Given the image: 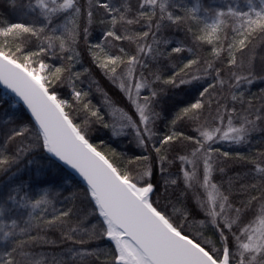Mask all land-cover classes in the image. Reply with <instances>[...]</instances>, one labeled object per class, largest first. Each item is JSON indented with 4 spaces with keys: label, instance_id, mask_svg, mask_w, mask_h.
Returning <instances> with one entry per match:
<instances>
[{
    "label": "snow or ice",
    "instance_id": "obj_1",
    "mask_svg": "<svg viewBox=\"0 0 264 264\" xmlns=\"http://www.w3.org/2000/svg\"><path fill=\"white\" fill-rule=\"evenodd\" d=\"M10 2L13 7H17L16 0ZM251 2L249 0L250 5ZM19 7L31 11L39 9V16L43 20L34 19L31 23L0 21V83L11 89L27 105L32 120L17 123L9 117L3 127H0V170H7L33 150L46 151L51 157L70 165L86 181L87 188L83 196L88 206L80 210V216L73 223L75 205L59 210L53 208L51 218H47L45 213L53 203L48 192H44L37 199L29 198L26 193L18 199L9 192L0 201V241H8L12 246L10 250L0 253V264H49L46 258H37L31 251L36 244L56 243L47 236L32 235L34 229L39 230L42 227L58 228L61 230L62 241H71L72 244L80 246L78 249L67 250V261H72L73 264L77 261L85 264L89 258L100 261L103 251L89 250L86 245L101 237H107L114 242V249L108 251L103 264H264V152L254 157L239 153L232 157L229 152L221 153L218 148L212 147L217 139L234 143L246 141L249 133L257 129V122L264 121V115L257 114L264 112V108L254 112L245 109L246 114L240 117L237 125L233 116L228 114L225 117L218 106L215 119L220 125H224L226 119V126L208 127L200 124L196 129L198 137L173 132L160 138L159 146L152 145L156 159L161 164L160 171L164 172L163 165L171 164L172 161L162 150L174 141L186 140L192 143L193 159L189 160L187 156L178 157L179 160L193 165L191 171L185 170L182 173L186 187L180 196L183 197L187 191H194L196 188L204 190V198L196 193L194 199L197 201L196 207L205 213L206 219L195 223H210L216 234L215 240L205 236L203 232L193 234L185 231V225L193 219L187 207L174 206L172 213H167L159 207L158 199H152L156 194V185L150 180L154 176L150 156H137L127 161L129 165L138 166L133 170V175L128 168L119 167L115 160H110L105 152L98 150V146L90 143L85 127L90 121L99 122L105 128H111L115 136L130 129L137 145L146 149L156 136L153 127L161 116L156 111L155 104L163 90L154 89L153 83L161 81L178 89L182 85L200 80L202 77L197 73L201 72L204 75L215 72L219 85L227 86L231 101L243 104L244 93L235 90L242 83L252 84L254 79H264V75H258V72L264 73V66L257 69L254 55L249 56L247 64L243 62L242 55L238 60V54L249 50L255 37H264V0H260L259 10L251 8L254 18L249 13L228 10L229 14L245 17L246 20L239 29H234L236 35L226 46V37L221 36L225 13L218 12L212 24L206 25L199 34H195L197 41L212 45L210 56L213 59L202 61L194 52L195 58L189 59L166 78L161 76L159 69L149 70L141 54L159 60L185 51L181 46L172 47L170 52L158 47L157 45L168 44L169 41L159 39L157 34L167 26L165 22L181 25L195 20L194 13L198 6L185 15L170 11L174 5L168 0H136L135 5L124 0L120 7H114L108 0H88L86 6L82 0H28ZM61 16L64 23H56ZM94 23L106 27L105 42L103 45L97 43L90 46L88 51L100 68L109 75L112 83L117 84L127 95L135 109L132 115L117 107L116 102L98 84L96 90L104 96V107L109 110L107 113L92 106L90 101L83 103L89 93L75 88L73 81L79 80L82 74L89 71L87 68L83 73L72 70L79 56L75 48L76 42L81 33L87 37L89 28ZM134 25H142L146 30L135 32L131 27ZM58 28L61 30L59 34ZM33 39L38 42L37 50L28 51L27 46ZM113 41L135 44L134 54L126 52L122 47L119 49L120 55L110 54L108 46ZM57 48L65 54L63 59L67 64L53 67L43 57L50 52L55 55ZM224 51L227 52L229 66L227 79L222 78V68L214 63ZM138 68L148 71L149 76L154 79H149L143 72L138 76L134 75ZM234 68L243 69L244 74L232 71ZM57 81H66L73 89L74 100L82 103V109L87 114L83 125L74 122L70 113L65 110L66 107H71L69 102L60 99L51 88V84ZM216 87L215 83L208 84L199 92L200 98L181 108L171 123L176 124L177 121L185 119L199 121L206 107L204 98L209 97L207 104L210 105L213 102L210 98L211 91ZM141 89L151 91L149 95L141 97ZM3 103L0 100V105ZM224 111H228L227 107ZM236 111L235 107L231 108L232 113ZM105 115L113 117L111 123L105 122ZM137 116L138 119L134 118ZM252 116L254 118H250ZM29 137L32 142L25 143ZM13 145L15 151L10 154L9 150ZM112 155L117 154L113 152ZM221 156L226 159L245 160L253 166L250 173L254 174L256 182L239 183L236 188L239 200L231 191L239 177L230 178L225 191L221 190L222 185L212 182L214 171L225 172L223 167L214 166ZM200 160L203 165L202 178L197 172ZM164 183V195L167 197V186L176 185L177 180L166 179ZM15 191H20L19 186ZM73 199L78 197L74 196ZM9 201L12 205L30 209L22 224L18 219H11L10 222L5 219V214L12 211ZM89 208L92 219H96L97 223H92V219H89ZM247 213H251V216L242 227H238L237 234L233 227L242 222V217ZM67 261L53 257L51 264H67Z\"/></svg>",
    "mask_w": 264,
    "mask_h": 264
},
{
    "label": "trees",
    "instance_id": "obj_2",
    "mask_svg": "<svg viewBox=\"0 0 264 264\" xmlns=\"http://www.w3.org/2000/svg\"><path fill=\"white\" fill-rule=\"evenodd\" d=\"M28 0H16L17 7H13L10 0H0V21L8 23H31L34 19L37 21L43 20V17L39 16V9L31 11L23 9L19 5L27 3ZM114 7H120L124 0H108ZM133 5L136 4V0H129ZM168 2L174 7L170 8L178 15H185L186 12H190L192 8L198 6V10L194 13L196 19L189 20L185 24L171 25L170 22H165L166 27L157 34L161 40H168V44H159L158 47L164 49L167 52L171 51L172 47L181 46L185 51L181 53H173L171 57L165 56L159 60H153L149 56H143L142 59L148 64L149 70L155 71L159 69L162 77H167L172 74L173 71L178 70L189 59L195 58L193 53L200 56L203 60H212L210 52L212 45L197 41L195 34H199L201 29H204L206 25H210L217 18L218 12H224L225 16L222 18L225 23L222 25L223 32L222 38L226 37L224 43L231 42L232 38L236 35L234 29H239L241 24L246 20L242 16H233L229 14L228 10L232 9L235 13H251V8L255 7L259 10L260 0H252L251 5L249 0H168ZM82 3L86 6L88 0H82ZM151 10V9H146ZM56 23H64L61 16L56 20ZM83 24V22H82ZM132 30L139 32L146 30L142 25L131 26ZM191 29V30H190ZM106 27L99 23H94L89 28V34L87 37L81 33L80 38L76 42V52L79 56L76 58V62L73 65V72H82L85 68L89 71L80 76L79 80H74L75 88L88 92L89 95L83 99V103L91 102V105L100 108L102 112L107 113L109 110L104 107V96L101 92L96 90L98 84L103 88L104 92L116 102L117 107L123 108L129 115L135 112L131 102L128 100L127 95L120 90L117 84H113L109 75L105 70L100 68L99 64L94 61V57L91 52L88 51L89 47L97 43L104 44V32ZM60 29H57V34L60 33ZM149 42H151L149 40ZM38 42L33 39L27 46L28 51L37 50ZM219 46V45H217ZM124 48L126 52L134 54L136 45L129 43L128 41H113L112 45L108 46V51L112 55H120L119 49ZM191 49V51H189ZM55 55L51 52L43 57L46 63L50 66L58 67L61 64H67V61L63 59L64 53L59 51V48L55 49ZM243 56V62L247 64L248 58L251 55L255 56V64L257 69L264 66V37L257 36L254 38L253 45L250 49L244 51L242 54H238V60ZM214 63L217 67H221L224 76L228 77V65H227V52L221 53L219 60H215ZM203 66V65H200ZM123 67V65L121 66ZM232 71H240V74H244L243 69L234 68ZM143 72L149 79H154L149 76V72L143 68H138L134 74L139 75ZM201 75L200 80L193 81L191 84L182 85L180 88H173L171 85H165L161 81H155L152 87L156 90H163L156 98L155 109L161 113L160 119L155 122L153 131L156 136L152 141L148 143V147L141 148L134 140V135L130 129H125L124 134L115 136L112 134L111 128H105L99 122H89L85 127L89 142L98 146V150L105 152L110 160H115L119 167H126L129 171L135 175L134 169H137V165H129L127 161L137 156H150L152 158V166L154 176L150 178L151 182L156 185V194L152 197L153 200L159 201V207L165 210L167 213H172L173 207L183 208L187 207L189 212L192 213L193 219L185 225V231H190L195 234L196 232H203V234L213 240L216 239V234L213 232L212 225L207 223L205 225H199L195 223L198 220H205V213L196 207L197 201L194 199V195L199 193L204 198L205 193L201 188H196L194 191L189 190L183 197L180 193L185 190L183 183V171H191L193 165L186 161L178 159L179 156H187L189 160H192L191 155L193 145L186 140L174 141L168 145L162 153L167 154L168 159L172 161L171 164L165 163L163 165L164 172L160 171L161 164L156 159V153L154 152L152 145L159 146V140L165 135L176 133H184L186 136L198 137L199 133L196 131L198 125L205 124L208 127L212 126H226L227 120L225 119L224 125H220V122L215 119L216 109L219 106L221 114L225 117L228 114L233 116V121L238 125L240 117L245 113V109L249 111H255L256 109L264 108V79L257 78L253 80L252 84L242 83L236 92H243L245 102L241 104L239 101L233 102L229 96V90L225 85H219L215 72L209 75H204L202 72L197 73ZM258 75H264L259 73ZM67 76V74H66ZM215 83L217 87L211 91L210 105L207 104L209 97H205L206 107L203 109L201 118L199 121H191L188 119L177 121L176 124H172L171 121L175 118L176 113L183 107L194 103L199 97V92L208 84ZM232 83V81H229ZM51 88L54 89L60 99L67 100L71 107H66L65 110L70 113L75 123L84 124L87 114L82 109V103L75 101L73 98V89L66 81H57L51 84ZM150 89H141V97L149 95ZM0 100L4 103L0 105V127H3L5 121L12 120L17 123L28 122L32 120L26 108L17 102L15 98L5 94L0 89ZM219 102V104L217 103ZM251 105V107H250ZM227 107L228 111L224 109ZM235 107L237 111L231 112V108ZM264 115V112L257 113ZM138 119L137 117H134ZM254 118V116L250 117ZM113 117L105 115V122L111 123ZM34 123V121H33ZM2 139V137H0ZM32 138L29 137L25 143H31ZM211 143V142H210ZM213 148H218L221 153L229 152L232 157H235L237 153L246 156L254 157L260 152H264V121L257 122V129L249 133L246 141L241 143H234L227 140H215L212 143ZM15 151V145L9 150L10 154ZM115 152L117 155L113 156ZM30 160H35V163H29ZM199 167L197 168L198 175L202 178L203 165L202 160L198 161ZM215 167H223L224 173L214 171L212 175V182L217 185H222L221 190L228 189V181L230 178H237L235 187L231 189L237 200L240 199L239 194L236 193V188L239 183H255L253 178L254 174L250 173V169L253 167L245 160H233L226 159L222 156L217 159ZM177 180L176 185H168V196L165 197V180ZM19 186L20 191L16 192L15 189ZM86 187L64 166L55 161L46 151L39 149L33 150L32 153L25 155L19 159L17 163L12 164L7 170H0V201H3L9 192L16 195L19 199L20 196L28 195L31 199H37L44 192L49 193L50 199L53 203L49 206L45 216L51 218L53 212L52 209H66L75 205L73 216V223L80 216V210L88 206V202L84 199L83 192ZM227 194V192H226ZM78 199H73V197ZM12 208L11 212L5 214V219L10 222L11 219H18L23 222V219H27V213L30 209L20 208L18 205H12V202H8ZM90 216L92 219L91 209L89 208ZM39 210H37V213ZM251 213H247L242 217V222L233 227V231L238 232V227H242L243 223H246ZM92 223H97L96 219H92ZM47 236L49 240H55L53 245L49 244H36L32 247L31 251L37 258H46L51 264L53 257L56 259L64 258L67 261V250L69 248L78 249L79 245L72 244L71 241H62L60 239L61 230L58 228H41L39 230H33L32 235ZM235 244V242H233ZM11 243L8 241H0V253L5 250H10ZM219 247V245H216ZM86 247L89 250H102L104 255H101L100 261H96L94 258H89L85 264H103L106 255L109 250L114 249V245L107 237H101L100 239L91 241ZM235 251V247H233ZM67 264H73L72 261H67ZM76 264H79L77 261Z\"/></svg>",
    "mask_w": 264,
    "mask_h": 264
},
{
    "label": "water",
    "instance_id": "obj_3",
    "mask_svg": "<svg viewBox=\"0 0 264 264\" xmlns=\"http://www.w3.org/2000/svg\"><path fill=\"white\" fill-rule=\"evenodd\" d=\"M0 89L5 93V94H8L9 96H12L13 98H15V100H17L18 103L22 104L26 110L28 111L29 115L31 116V112L30 110L27 108V105H25L23 103V101L17 97L15 95V93L12 92L11 89H9L6 85H4L3 83H0ZM32 118V117H31ZM91 143V142H90ZM50 155V154H49ZM51 156V155H50ZM55 161H57L59 164H61L62 166H64L69 172H71L86 188H87V184H86V181H84V179L79 175V173L73 169L70 165H67L65 163H63L62 161H59L58 159L52 157ZM109 240V239H108ZM111 241V240H110ZM112 244L114 245V242L111 241Z\"/></svg>",
    "mask_w": 264,
    "mask_h": 264
},
{
    "label": "rangeland",
    "instance_id": "obj_4",
    "mask_svg": "<svg viewBox=\"0 0 264 264\" xmlns=\"http://www.w3.org/2000/svg\"><path fill=\"white\" fill-rule=\"evenodd\" d=\"M76 90H78V89H76Z\"/></svg>",
    "mask_w": 264,
    "mask_h": 264
}]
</instances>
